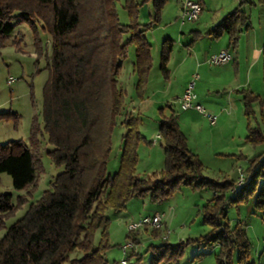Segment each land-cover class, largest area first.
I'll use <instances>...</instances> for the list:
<instances>
[{
  "label": "trees",
  "instance_id": "16d2710c",
  "mask_svg": "<svg viewBox=\"0 0 264 264\" xmlns=\"http://www.w3.org/2000/svg\"><path fill=\"white\" fill-rule=\"evenodd\" d=\"M117 1L0 0V45L13 31L11 19L17 13L16 17L28 21L34 30V21L42 24L51 49L48 78L42 90L43 125L40 127L34 120L30 127L32 148L20 140L0 144V172L11 177L14 189L35 184L36 171L41 168L39 136L43 134L52 146L47 153L53 164L62 167L50 188L5 229L0 237V264H105V253L112 246L106 210H120L135 196L161 201L180 184L213 191L201 209L202 221L209 230L193 241L217 247L215 264H258L251 258V243L241 222L231 226L227 210L254 196L255 211L264 213V152L247 159L246 181L232 193L234 181H216L201 175L203 164L189 148L177 117L171 112L162 115L157 129L164 166L148 178H139L135 175L138 144L152 141L140 132L139 118L125 114L121 124L126 131L121 137L118 167L108 173L111 137L126 97V90L117 79L120 61L132 45L134 92L143 100L152 66L145 33L158 22L168 0H122L126 23L120 21ZM147 3L151 4L152 14L148 22L141 23L140 8ZM243 3L264 4V0H240L206 32L215 38L227 35L234 52L240 34L250 25L241 9ZM171 47V40L166 38L159 55V69L165 78ZM239 92L243 94L246 116L254 114L255 104L264 108V98L249 89ZM244 139L264 145V130L247 127ZM25 201V196L20 197L18 206ZM14 210L11 194H0V222ZM152 231L159 235L160 230ZM179 244L180 247L184 243ZM179 247L174 249L175 255L181 254ZM75 250L81 253L79 257H71ZM162 254L160 251L152 258L154 262Z\"/></svg>",
  "mask_w": 264,
  "mask_h": 264
},
{
  "label": "rangeland",
  "instance_id": "374dc122",
  "mask_svg": "<svg viewBox=\"0 0 264 264\" xmlns=\"http://www.w3.org/2000/svg\"><path fill=\"white\" fill-rule=\"evenodd\" d=\"M178 1L168 0L161 11L158 22L145 33L152 56V66L145 89L146 100H139L134 92L135 76L132 73L134 47L132 45L128 47L126 57L120 61L121 70L117 79L120 86L126 90V97L124 108L116 119L117 125L111 137V154L107 165V171L110 174L118 167L121 137L126 131L124 125L121 124L125 114L134 118L138 117L140 132L147 137V140L155 143V145L138 144L135 175L139 178H148L152 173L159 172L164 166L163 149L156 139L157 128L162 115H169L171 112L180 117L178 122H181V119H186L190 123L194 122L192 128L184 126L185 124L181 122L183 130L195 137L200 129L202 136L200 133L198 134L204 143L209 145L205 148L209 153L211 147L219 140L230 141L231 145L235 143L237 146L235 153H241L248 158L260 153L264 147L261 144L248 143L244 139L247 127L259 126L264 130V118H262L264 116H261V114L264 115V108H259V105L255 104L253 106L254 114L246 116L242 108L243 94L232 91L231 86H224L226 89L219 88V92L210 91L208 93L206 85L200 78L199 70L193 71L188 78L189 81L194 73L199 75L194 87L195 102L218 117L214 125H210L208 120L196 110L190 109L186 111L187 113L180 111L179 104L174 102L177 95L176 89L182 86V81L187 76V71L182 74L181 66L177 69L175 65L184 55L191 53L188 45L184 46L185 43L194 39V36L189 35L188 31L199 30L203 27L200 25L203 19L199 16L195 20H185L181 23V7L178 9ZM121 4L122 0L116 2L118 15L120 21L126 23V13ZM151 14V4H144L140 8L139 22H148ZM16 16L17 13H14V18L11 19V23L14 25L13 31L0 45V144L20 140L25 146L32 148L30 127L34 120L40 127L43 125L42 90L48 78L47 63L51 53L50 38L40 22L34 21L36 28L34 30L28 21L20 20ZM181 31L185 34L184 38H181ZM167 37L171 38L172 42L169 53L170 61L167 66L171 71L170 83L159 69L162 42ZM35 38L38 39V42ZM202 42L208 47L207 39L204 38ZM230 94L233 99L237 100L235 102L238 107H235L234 110L227 107ZM209 101H216L221 103V106H226L222 110L224 109L225 113L230 111L232 119L229 120V124L227 122L223 125L220 124L218 112L213 111L205 103ZM219 126L222 128L221 130H218ZM151 146L155 148L152 151L150 150ZM51 148L46 135L39 136L38 152L41 168L36 171L35 184L21 190L14 189L11 177L7 173L0 172V194H11L12 202L15 205L14 212L0 222V237L10 224L20 218L28 206L41 196L44 190L50 188V183L62 170V167L55 166L49 157L47 150ZM215 158L221 159L216 160ZM202 159L205 163H202L201 175L216 181H223L224 177L228 179L232 176L233 169L236 170L238 167L245 171L247 166L245 159L239 158V156L214 157L209 155L207 157L202 153ZM212 195L213 191L207 188L199 189L180 184L169 197L161 201H152L148 196H135L120 210L107 209L105 213L109 218L108 235L112 246L105 253V264H121L122 260H126L125 264H215L217 247L203 246L193 241L209 230V226L202 221L201 209ZM22 196H25L26 201L18 206L19 198ZM156 212L163 213L162 226L158 229L160 230L159 235L155 236L150 227L138 228L133 232L128 231V224ZM164 215L167 219L171 218L166 228L163 221ZM227 218L231 226L238 221L241 222L251 243V258L257 262L261 236L264 233V213L255 211L254 196L250 197L247 203L229 206ZM167 230V237L163 238L162 236ZM128 233L129 237H127ZM98 235L97 233L96 239ZM133 238L137 242H134ZM128 240L132 241L133 247L123 253L121 246ZM186 241L189 242L186 243ZM180 242L184 244L179 247ZM167 244L174 247L172 249L159 247ZM177 247L181 249L179 255L173 253L174 249H178ZM160 251L163 252L160 260L154 262L152 258L156 257ZM80 255L81 253L77 250L71 253V257Z\"/></svg>",
  "mask_w": 264,
  "mask_h": 264
},
{
  "label": "crops",
  "instance_id": "0c3cea01",
  "mask_svg": "<svg viewBox=\"0 0 264 264\" xmlns=\"http://www.w3.org/2000/svg\"><path fill=\"white\" fill-rule=\"evenodd\" d=\"M197 1H199L201 5V12L199 17L203 19L202 23L200 24L203 27H201L202 29L199 30L196 29V30L188 31V34L193 35L194 36L193 38H195L193 42L191 41L192 43L187 42L184 44V46L190 44L188 45V47L191 53L190 54L187 53L186 54L187 56L184 55L179 61H177L175 65L177 69L181 66V68L183 69L182 74L185 71H187V76H185L184 80L182 81V86L176 89L177 95L174 102L179 104L180 111L186 112L187 110H190V109L187 110L182 109L180 107L179 101L186 87L190 74L195 70L200 71L201 73L200 78L202 79V83L206 85L207 87L206 91L208 93L210 91L219 92V88L226 89V87L224 86H228V87L231 86L230 88H232V91L235 92L236 91L239 92V90H242L246 87V89H249L252 93L260 96L261 98H264V4L243 3L241 5V9L249 17L250 25L247 30L243 31L240 34L237 47L234 52V50L231 48V46L228 43L227 35L222 34L219 37L215 38L212 35L206 34V32L211 30V28L216 23H218L226 14H228L235 7H237L238 4L240 3V0H197ZM247 1L255 2L256 0H247ZM178 2H179V7H178L179 9L180 7H182L183 2L182 0H179ZM180 34L182 36L181 38L185 37V34L182 31L180 32ZM167 38L171 40V38L169 37ZM204 38L207 39V41H209L207 42L208 47L204 45V43L202 42ZM221 49H228L229 52L232 54V59L228 63L223 65L208 66L206 63L207 58L211 54L217 53ZM169 61H170V57L168 59V62ZM168 62H167V66H168ZM170 75H171V71L168 70V77H167L168 83H170L169 82ZM232 94H230V96L228 97L229 101L227 102V107L234 110V108L238 107V105L237 102H235L237 101L236 98L234 99L232 98L231 96ZM146 97L147 94L145 91L144 99ZM205 103L213 111L218 112L217 115L220 117L221 125H223L226 122L229 124V120L232 119L230 118V111H227L225 113V110L224 109L222 110V108H225L226 106H221V103L216 101H209ZM242 108H243V101H242ZM261 116L264 115L261 114ZM176 117L177 120L180 119L178 115H176ZM181 122L185 124L184 126L186 125L188 127L191 126V128L194 126V122L190 123L186 119H181ZM181 122L178 123L180 125V128L183 130ZM221 129L222 128L219 126L218 130ZM198 131H199L198 133H200V136H202L201 130L199 129ZM182 132L185 134L187 138V144L189 148L198 155L202 163H205L204 159H202V153L207 157L209 155L210 156L212 155L214 157L215 156L225 157L226 155L229 156L232 155V157L239 156V158H244L247 163V159H248L247 156H244L241 153L239 154L235 153V151L237 150L236 149L237 146L235 143L231 145L230 141L219 140L217 143H215V145L211 147L212 149L209 153L207 152V149H205L209 145L204 143L202 137H200L198 133L195 137H192L190 133H185L184 130ZM144 137L147 138L145 135ZM157 142L160 143V139H158ZM151 145H155V143L152 141ZM151 147H152L150 148L151 151L155 149L153 148L154 146ZM260 152H264V147H262ZM215 159L220 160L221 158H215ZM218 166L219 169H221L220 164H218ZM220 171H222V169ZM237 175L238 174L236 173V170L233 169L232 176L228 177V179L234 181L235 184ZM163 219L165 224L164 227L166 228L168 227L171 218L167 219L164 215ZM261 237H262L260 242L261 247L260 250L258 249L259 252L257 251L258 264H264V233H262Z\"/></svg>",
  "mask_w": 264,
  "mask_h": 264
},
{
  "label": "built area",
  "instance_id": "2783aa9c",
  "mask_svg": "<svg viewBox=\"0 0 264 264\" xmlns=\"http://www.w3.org/2000/svg\"><path fill=\"white\" fill-rule=\"evenodd\" d=\"M201 12V5L200 2L197 0H184V6L183 9H181L180 13V20L181 23L185 20H195L198 18ZM230 56L232 54L229 52L228 49H221L217 53L211 54L207 60L206 63L208 66H218L226 64L230 61ZM199 78V75L197 73H194L191 77V79L187 82L186 87L180 97V107L184 110L187 109H194L201 113L209 122L210 125H214L216 123L217 116L211 114L209 111L205 110L200 104L196 103V94L194 92V87L196 80ZM160 135L158 134L156 136V139H160ZM237 172V178L234 184L233 189L231 190L232 193H235V188L240 187V181L247 178L246 172L238 167L236 169ZM162 223V213L156 212L151 216H144L140 218L137 222H132L128 224V230L130 228H143V227H150L152 229H157L158 227H161ZM163 238H166L167 235L162 236ZM133 247V243L131 240H128L125 244L121 246L122 252L126 253V251ZM126 260H122L121 264H125Z\"/></svg>",
  "mask_w": 264,
  "mask_h": 264
},
{
  "label": "bare ground",
  "instance_id": "6f19581e",
  "mask_svg": "<svg viewBox=\"0 0 264 264\" xmlns=\"http://www.w3.org/2000/svg\"><path fill=\"white\" fill-rule=\"evenodd\" d=\"M183 6H184V1H183V3H182V7H181V9H183ZM231 56H230V60H231ZM245 181H246V179H244V180H242V181H240V187L245 183ZM240 187H237V188H235V192L240 188ZM162 216H163V213H162ZM161 226H162V223H161ZM160 227H158V229H159ZM138 228H130V230H128L129 232H133V231H135V230H137ZM168 234V230L166 231V233H165V235H167Z\"/></svg>",
  "mask_w": 264,
  "mask_h": 264
}]
</instances>
